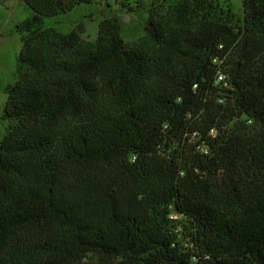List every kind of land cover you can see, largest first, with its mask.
<instances>
[{"label":"trees","instance_id":"trees-1","mask_svg":"<svg viewBox=\"0 0 264 264\" xmlns=\"http://www.w3.org/2000/svg\"><path fill=\"white\" fill-rule=\"evenodd\" d=\"M21 1L0 264H264V0H153L132 43Z\"/></svg>","mask_w":264,"mask_h":264},{"label":"rangeland","instance_id":"rangeland-1","mask_svg":"<svg viewBox=\"0 0 264 264\" xmlns=\"http://www.w3.org/2000/svg\"><path fill=\"white\" fill-rule=\"evenodd\" d=\"M153 0H92L78 2L70 10L42 19L44 26H55L62 31L80 27L81 35L92 40L97 25L103 18L116 17L120 22V33L125 41L132 43L142 33L143 17ZM231 11L241 16V0H226ZM32 15V11L21 0H0V139L4 134L6 122L1 118L6 98V86L13 81L16 58L21 48L20 34L16 25ZM184 226L180 240L184 244Z\"/></svg>","mask_w":264,"mask_h":264},{"label":"built area","instance_id":"built-area-1","mask_svg":"<svg viewBox=\"0 0 264 264\" xmlns=\"http://www.w3.org/2000/svg\"><path fill=\"white\" fill-rule=\"evenodd\" d=\"M213 62L217 63L218 65L220 64L221 60L217 57H214L213 58ZM225 78L224 74L219 70V68L216 70V73H215V79L217 82L219 81H223ZM213 132V129H210V134ZM196 138V135L195 133L193 132L191 135H190V139L189 141L192 142L194 141ZM204 150V149H203ZM205 151V150H204Z\"/></svg>","mask_w":264,"mask_h":264}]
</instances>
